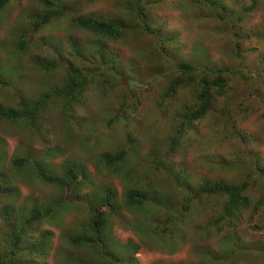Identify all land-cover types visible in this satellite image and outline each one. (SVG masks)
I'll return each instance as SVG.
<instances>
[{
  "label": "rangeland",
  "instance_id": "rangeland-1",
  "mask_svg": "<svg viewBox=\"0 0 264 264\" xmlns=\"http://www.w3.org/2000/svg\"><path fill=\"white\" fill-rule=\"evenodd\" d=\"M56 1L70 12L52 18L37 32L29 31V16L49 11L38 0H8L0 11L2 110L21 113L26 109L23 104L35 105L41 94L62 85L71 65L89 79L80 103L72 102L66 109L64 100L54 98L40 105L35 124L27 116L0 118V178L6 181L0 189L3 185L10 192L3 196L7 194L0 190V255L6 253L8 234H21L25 228L23 256L11 257L13 261L109 264L92 248L75 247L70 239L90 223L89 207L110 195L113 209L104 212L107 227L102 236L106 242L112 238L116 253L120 245L139 243L136 264H264V177L253 172L256 165L264 167V0H144L145 22L164 40L158 45L138 27L142 21L135 14V0ZM86 16L121 18L128 28L119 40L98 39L73 26L74 17ZM24 32L26 48L20 50ZM75 45L80 54L72 51ZM100 45L114 64H98L94 49ZM178 61L236 73L222 75L229 81L226 96L216 97L208 115L180 135L177 129L185 107L198 104L195 84L179 87L161 103L172 76L182 75L170 70ZM50 62L57 67L47 71L39 67ZM123 107L128 119L121 114ZM230 112L234 116L228 120ZM241 135L245 143L239 140ZM171 143L176 151L170 157ZM124 150L128 153L115 169L101 161L103 154ZM151 150L167 158L175 170L184 168L182 174L194 186L204 180L246 183L248 207L229 224L218 222L223 198L197 200L187 215L174 214L178 220L166 225L169 233L148 234L139 211L156 207L153 193L184 196L172 176L143 175V157ZM26 157L52 175L73 167L83 178L66 194L40 182L31 163L20 169L11 166L13 159ZM130 172L133 177L124 179ZM140 190L147 201L137 211L129 207L128 195ZM34 209L56 213L28 225ZM157 214L158 210L153 218ZM120 250L127 259V252Z\"/></svg>",
  "mask_w": 264,
  "mask_h": 264
},
{
  "label": "trees",
  "instance_id": "trees-1",
  "mask_svg": "<svg viewBox=\"0 0 264 264\" xmlns=\"http://www.w3.org/2000/svg\"><path fill=\"white\" fill-rule=\"evenodd\" d=\"M194 1V0H190ZM38 2L48 9V12H44L41 16H29L30 22L29 31L37 32L43 26L48 24L52 18H61L64 14L70 12V9L62 4L57 2L56 0H38ZM8 0H0V11L4 9L7 5ZM136 3V16L142 21L141 29L145 32H148L154 37L156 40V44L164 42L163 39L160 38L158 32L151 30L147 23L145 22V14L144 0H135ZM249 11V9H246ZM221 12H224V9L221 8ZM221 18H225L224 14H221ZM73 26L77 29H80L84 32L91 34L93 37L98 39H108L110 41L119 40L123 36V32L127 30L126 22L121 19H112V20H100L98 18L92 16L86 17H74ZM233 25V24H232ZM230 23H228V27H232ZM26 37V32L22 33L19 38L18 48L23 50L26 48V44L24 38ZM97 44V42H95ZM98 45V44H97ZM103 47V45H100ZM94 49V52L99 55V63L100 65L106 64H114V60L108 57L106 54L105 47ZM72 51L75 55L80 54V48L77 45L72 47ZM238 55V53H237ZM169 61V60H168ZM43 68V70L47 71L49 69H54L57 67L56 62H50L48 64H41L39 66ZM112 68V67H111ZM116 66H113L115 69ZM170 70L174 71V74L177 72L182 75L177 74L176 76H172L168 85L164 89V93L162 95L161 103L164 104L168 100H170L177 89L182 86H187L191 84H195L197 86V93L195 95V101L198 104L196 107H185L183 113V119L181 126L177 129V135L182 134L185 127L191 126L193 121H199L202 118L206 117L208 113L213 109L214 102L216 97H224L226 96V92L229 89V81L223 78V74L231 73L236 74L234 71L227 68H203L198 66H193L188 64L187 62L178 61V64L171 65ZM211 75V78L208 79L207 76ZM103 76L102 73L99 74ZM173 75V73L171 74ZM184 75V76H183ZM114 78V77H113ZM89 81L86 75H83L78 68L73 67L72 65L66 70V78L64 79L62 85L53 90L50 93H43L39 97L40 100L36 102L35 105H27V103L23 104V112L18 113L12 109L10 110H2L0 107V118L10 119L17 118L19 116H27L32 124H35V115L37 111H40V105H45L49 103L52 99L58 98L64 100L65 108L69 109L68 106H71L72 102H81V96L85 90V85ZM141 84V83H140ZM254 94V93H253ZM252 94V95H253ZM245 100L241 102L244 103ZM239 105V107L241 106ZM241 110V109H240ZM121 114L124 115V119H128V116L125 115L124 107L121 110ZM240 115V114H239ZM230 120L234 115L230 112ZM239 139L241 142H246V138L244 136H240ZM176 151V144L171 143L167 154L174 155ZM128 151H119L114 155L103 154L101 155V161L108 168L115 169V165H117L127 154ZM143 165L142 172L143 175H151V174H161L172 176L173 179L177 181V183L181 186V189L184 193V196L180 198L179 194L169 195V194H158V192L153 193V197L155 198L156 207H147V209L138 210L139 206H144L147 199L140 190L129 192L128 199L132 202L129 205L130 208L136 209L142 215H139L141 218H145L146 228L149 233H154L156 237L160 235H166L169 233L170 229L166 227V225L172 221L178 220L175 213L182 212V214L187 215L193 204L197 200H202L205 198H212L219 196L224 199V203H222V213L218 219L220 221H227L229 224L231 220L240 215L241 211L246 209L249 205V201L247 196L245 195V190L247 188L246 183L236 184L234 182H213L210 180H204L198 185H193L185 174H182L184 168H180V170H175L174 164L169 163L167 158L161 159L158 154L154 153L153 150L149 151L143 157ZM28 163H33L30 158H21V159H13L10 164L13 168L20 169L27 166ZM223 164H228L225 160H223ZM230 164V163H229ZM236 164V161H234ZM35 168V177L40 181L48 185H54L63 190L66 194H69L71 191L75 190L76 186L80 183L83 178V175L75 170L73 167H67L65 171L61 175H52L47 173L45 170L38 168L36 165L32 164ZM253 172L261 177H264V167L255 166ZM133 177V172L128 173L124 179ZM6 183L4 177L0 178V184ZM152 185H150L151 187ZM1 192L9 196L10 192H7L3 185L1 187ZM156 191V190H155ZM111 196L105 195L104 198L101 199L99 203L96 205L90 206L91 220L89 224L83 226L82 234L78 235L73 239H70V242L75 247L79 246H87L95 250L98 256H101L102 259L109 262V264H136L134 261V255L136 251L139 249L140 244L134 241H130L123 247L120 245L119 248L123 249L127 252L128 257L125 259L123 253L119 249V252H115V243L112 241V238L105 241L102 236V230L107 226L106 220L104 217V212L108 209L112 212V203L110 202ZM259 205V203H258ZM255 206V209L258 207ZM55 210V208H54ZM53 209H44L43 211L39 209H34L30 213L29 219H27L28 225L33 224L39 218L51 217L56 211ZM158 214L153 218L154 214L157 212ZM171 214L172 217L166 219V217ZM165 224L162 223L165 220ZM156 220V222L154 221ZM159 224L164 225L161 227ZM25 232V228L21 231V234H8V239L6 240V253L3 252V256L0 255V264H22L19 261H13V258H21L22 254V234ZM33 248V247H32ZM24 250V249H23ZM171 250L168 252L170 253ZM25 257V253H24ZM26 259V258H25ZM7 260L9 262H7ZM7 262V263H6Z\"/></svg>",
  "mask_w": 264,
  "mask_h": 264
}]
</instances>
